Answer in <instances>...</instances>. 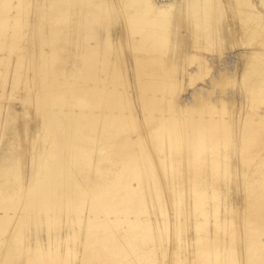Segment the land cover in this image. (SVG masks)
Masks as SVG:
<instances>
[{
    "label": "rangeland",
    "instance_id": "374dc122",
    "mask_svg": "<svg viewBox=\"0 0 264 264\" xmlns=\"http://www.w3.org/2000/svg\"><path fill=\"white\" fill-rule=\"evenodd\" d=\"M55 1L0 0V264H249V240L264 242L241 229L264 202L252 198L264 183V0H222L208 29L186 0H153L172 9L160 39L142 42L124 36L115 3L95 0L83 24L72 0L60 25ZM192 118L217 138L203 140L202 167ZM105 185L118 212L95 204Z\"/></svg>",
    "mask_w": 264,
    "mask_h": 264
},
{
    "label": "bare ground",
    "instance_id": "6f19581e",
    "mask_svg": "<svg viewBox=\"0 0 264 264\" xmlns=\"http://www.w3.org/2000/svg\"><path fill=\"white\" fill-rule=\"evenodd\" d=\"M71 1L72 0H56L55 1L57 3L56 7H57V10L59 13L58 18L60 21V25L64 24V22L68 21V19H67L68 16L66 14L68 13L69 5H70ZM76 1L79 2V4L82 5V7H86L88 12H89L88 14L83 13V16H81L83 18V24L84 23H87V24L93 23L94 21L97 20V15H96L98 12L97 11V7H98L97 1H95V0H76ZM139 1L140 0H100L99 4L105 3V4L110 5L112 3H115L120 7V18H121L122 23H123L124 28H125V34H124L125 37L131 36L134 32H138L140 36L137 40H139L141 38V42L144 40H146V41L147 40L156 41L157 39L159 40L160 39L159 27H163V25H165V23L168 21L167 16L172 9V3L167 2V1L166 2L165 1L155 2L153 0H143L144 3L139 5ZM186 1L189 4V10L187 13H189V15L192 16L193 23L195 24V26L197 28L198 27H201V28L206 27L207 28L208 25L206 22L209 21V19L212 16V13H211L212 9H216V6L218 4L222 5V0H186ZM242 5L247 6V7H250V6L252 7L253 6V0H243ZM16 7H17V5H16ZM82 7H81V11H82ZM254 10H256V9H254ZM2 21H3V19H2ZM7 22H8V19H7ZM5 23H6V21H5ZM80 32H81V29H80ZM206 32H207L206 34L209 35L208 30ZM81 35H83V34H81ZM88 35L91 36L89 31H88ZM213 80H214V78H213ZM213 80L211 82H213ZM102 89H104V88H102ZM105 90H106V88H105ZM49 93H50V91L48 90L46 94L48 95ZM154 97L155 96H144L142 98V100L145 103L144 106L147 107L149 105V103L154 102L155 101ZM94 107H90L88 114L85 113L84 115L85 116L91 115L92 117L97 118L100 115V113L96 114L95 110L93 109ZM110 113L112 115L118 116V115L114 114V112L112 110L110 111ZM51 114L53 116H56V113L51 112ZM108 116H106L107 119H108ZM149 116H146V118H149ZM259 118H260L259 122H262L263 121L262 119L264 118V114H261L259 116ZM175 120H177V119L175 118ZM201 121H202V118H200V119L199 118L198 119L192 118L191 119L192 125L193 126L197 125V127H198V129L194 130L193 133L191 134L192 137L190 135L192 148L196 152V157H197L196 159L193 160V162L191 164L193 166H197V167H202L205 164V159H203V158L198 159V157L199 158L203 157V155H202V148L204 146L202 144L203 140H205V138L206 139L216 138L213 136L214 134H212L213 132H211L210 129H207V133L204 132V129H202V127H200V125H199V123H201ZM207 121L210 123V126L214 125L215 127L220 122V121L214 119L213 117H211ZM226 123H227V121L223 120V124H226ZM249 130H250L249 128H246L244 131H245V133L246 132L249 133ZM209 150H211V149H209ZM42 163L44 164L45 161ZM54 168H56V167H54ZM52 169H53V167H52ZM56 170H58V169H56ZM56 170H53V171L55 172ZM49 171L51 172V170L45 166H43L42 169H39L38 172L42 173V175L37 176V177L35 176V178H34L35 182L37 183L39 181L40 182L39 184H42V182L44 181L43 180L44 176L47 175L46 172H49ZM53 171H52V173H54ZM55 173H57V172H55ZM54 175L55 174H53L52 178L54 177ZM50 177H51V175L49 176V178ZM49 178H47V180ZM30 180H32V178ZM52 180H54V179H52ZM45 182H46V180H45ZM37 184L33 185V186L31 185L29 192H28V193H30L29 199L31 201L29 203H32L31 205H33L34 203L36 204V199L38 198V196L42 197V195H43V194L42 195L38 194L40 192V190L38 188H41V185H37ZM47 184H48V181H47ZM109 186H110V188L107 187L106 185L99 187L100 189H98L96 191V193L94 194V198L96 199L95 204L98 207L99 206H105V211L108 213L113 212L114 210H116V212H118V209H115V207H113V206L118 205L119 203L115 202L111 199V197H113V196H111V194L114 192L116 185H109ZM261 188L263 190H261V192H259V191L254 192L252 194V198H253V196L255 198L264 197V183L261 184ZM36 190L39 192L37 193ZM201 190L204 191L203 189H201ZM133 194L135 195L136 192H131L129 195L133 196ZM129 195H127L128 198H129ZM195 196H196V202L194 204L195 209H199L200 213L205 215L206 214V206H205L206 200L205 199H206L207 195H205L204 192H197L195 194ZM211 196H212L211 193L208 194V197H211ZM128 198L122 196L121 203H122L124 211H127V213L128 212L130 213L134 209H133V205H132L133 202ZM39 203H41V202H39ZM257 203L259 205H263V207L261 206L262 208H259L260 213H258L256 215V218H255L256 223H254V224L250 223V224L242 226V228H241L244 230V234H246L247 237H248V235L250 237V236H255L257 234H261V233H263L262 231H264V223L262 222V218L264 217V202L258 201ZM4 213L5 214L0 215V218L9 217V213L7 210H5ZM261 223H263V224L261 225ZM256 224H260L261 226H258ZM20 236H19V238H20ZM21 241L22 240H20V243H21ZM247 246H248L247 250H249L248 252H250L249 253L250 254L249 264H264V255L262 256V253H264V242L261 241L260 238L259 239L258 238L257 239H251V240H249V243H247ZM205 253L206 252H204V254ZM203 258L206 259V257H203ZM208 260H209V258H208ZM202 263L204 264V262H202ZM205 263L209 264L210 262L206 260Z\"/></svg>",
    "mask_w": 264,
    "mask_h": 264
}]
</instances>
